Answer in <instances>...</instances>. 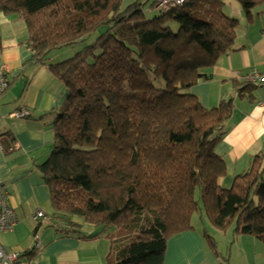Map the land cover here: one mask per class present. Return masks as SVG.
Here are the masks:
<instances>
[{
    "label": "trees",
    "instance_id": "1",
    "mask_svg": "<svg viewBox=\"0 0 264 264\" xmlns=\"http://www.w3.org/2000/svg\"><path fill=\"white\" fill-rule=\"evenodd\" d=\"M232 1L136 0L123 10V0H0L1 13L26 23L35 64L67 88L60 108L41 117L54 131L53 149L37 165L51 226L85 239L107 235L108 264H164L168 241L194 230L196 219L264 243V154L230 178L216 149L234 100L209 108L191 92L207 79L205 68L235 49L239 20L226 6H239L247 19L264 6ZM102 27L73 58L52 62L53 51ZM234 86L248 100L257 87ZM75 217L98 235L86 237ZM203 236L216 252L215 238Z\"/></svg>",
    "mask_w": 264,
    "mask_h": 264
},
{
    "label": "crops",
    "instance_id": "2",
    "mask_svg": "<svg viewBox=\"0 0 264 264\" xmlns=\"http://www.w3.org/2000/svg\"><path fill=\"white\" fill-rule=\"evenodd\" d=\"M228 13L239 20L235 49L213 67L205 68L207 79L191 92L209 108L223 99L234 100L231 124L228 121L227 133L216 149L228 175L234 177L238 169L248 170L256 155L264 154V86L256 85L252 100L240 97L234 86L235 82H244L250 70L264 71V6L255 10L251 19L235 4ZM27 39L21 16L0 12V59L9 67L11 83L0 99V177L8 186L10 204L18 217L17 226L0 235V243L6 251L19 253L15 264H108L111 240L107 235L85 239L61 234L51 226L54 210L37 165L45 162L52 151L54 131L50 121L41 117L60 108L67 88L47 66L35 64ZM17 110L30 111V118L12 116ZM38 211L44 213L43 218H35ZM73 221L86 237L98 235L99 231L82 219L75 217ZM35 235L39 236L38 242ZM216 236L221 243L229 244L227 259L217 237L215 252L196 229L168 241L164 264H264L261 241L250 236L235 237L230 231H216ZM31 253L35 255L30 259Z\"/></svg>",
    "mask_w": 264,
    "mask_h": 264
},
{
    "label": "built area",
    "instance_id": "3",
    "mask_svg": "<svg viewBox=\"0 0 264 264\" xmlns=\"http://www.w3.org/2000/svg\"><path fill=\"white\" fill-rule=\"evenodd\" d=\"M183 0H179L182 2ZM243 80L257 86H264V71L250 70ZM10 88L9 67L0 59V99L4 93ZM29 114L28 111L15 112L12 116L17 118H24ZM44 217L42 211H38L35 215L36 219ZM18 224V217L16 210L10 204V194L8 186L0 177V235L2 233L12 231ZM36 242L39 241V236L35 235ZM39 248L40 244H36ZM19 259V253L15 251H6L0 243V264H15Z\"/></svg>",
    "mask_w": 264,
    "mask_h": 264
},
{
    "label": "rangeland",
    "instance_id": "4",
    "mask_svg": "<svg viewBox=\"0 0 264 264\" xmlns=\"http://www.w3.org/2000/svg\"><path fill=\"white\" fill-rule=\"evenodd\" d=\"M135 1L136 0H123L122 9L123 10L127 9V7H129V5H131ZM141 1L144 2L145 0H141ZM160 1H163L164 2V0H160ZM226 1L227 2L229 1L230 2V0H226ZM232 3H236L235 0H233ZM142 8H144L145 11H148L149 10L148 9V6H142ZM230 9H231V5L228 4L226 6V12L228 13V11H230ZM155 14H156V12L153 11V12L148 13V16L151 17V16H154ZM172 26L174 27L175 30L178 29V25L176 23L172 24ZM105 31H106V27H102L97 32H95L90 38H88V40H86L83 43L77 44V45H75L73 47H67V48H63V49H59V50L53 51L50 54V58H51L52 62L58 63V62H63V61H66V60H69V59L73 58L78 52L84 50L87 46H89L91 43H93ZM156 85L158 87H160V86L162 87L164 85V83L163 82H156ZM229 123L231 124V120H229ZM226 128H228L227 125H226ZM244 172H245L244 170L238 169L235 174H242ZM230 178H233V176H230ZM225 186L226 187H229L230 186V183L229 182L226 183ZM196 217H198V216H196ZM194 224H195V229L194 230L197 229L200 233L201 232L203 233L204 231H207L214 238L217 237L216 236V231H219V230L216 229L215 227H213L211 224H209V222L207 221V219H204V222L203 223H201V221L199 219H196ZM217 239H218V241L220 243L219 249L224 252L223 255L225 256L224 257V260H225V259L228 258V256H226V254L228 253V252H226V250H228L227 247H226V244H227V246L229 244L226 243V242L225 243H221L220 242V239L218 237H217Z\"/></svg>",
    "mask_w": 264,
    "mask_h": 264
}]
</instances>
